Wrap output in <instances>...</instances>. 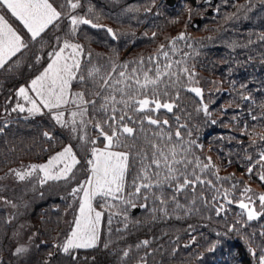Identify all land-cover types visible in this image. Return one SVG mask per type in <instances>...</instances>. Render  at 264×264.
<instances>
[{
	"label": "trees",
	"instance_id": "1",
	"mask_svg": "<svg viewBox=\"0 0 264 264\" xmlns=\"http://www.w3.org/2000/svg\"><path fill=\"white\" fill-rule=\"evenodd\" d=\"M51 2L59 8L64 0ZM80 2L81 7L73 10V14L102 27L80 25L72 39L83 46V59L88 60L90 53L92 64L97 66L147 59L157 53L161 44L169 50L172 38L181 32L186 34L185 40L177 41L179 51H170V56L174 60L183 58L197 74L195 78L199 84L194 86L203 89V99L194 93L182 92L180 107L190 116L184 112H177V115L181 116L180 123L192 130L190 139L203 146L195 149L196 155L201 159L211 157L217 174L230 177L226 181L208 178L222 191L230 190L227 199L233 202L229 204L223 196L211 201V194L206 193L210 203L198 202L199 211L172 212L174 206L169 205V213L165 216L158 210L153 211L157 209L156 204L137 199L134 201L137 206L147 203V208L140 207L136 213L132 212L133 208L128 209L127 229H124L122 217H113L111 232L108 212L118 209L104 208L97 247L72 250L70 255L54 247L60 245L65 233L64 201L58 191L49 193L45 189L42 197L32 196L34 199L28 201L27 209L18 213L36 232L22 254L15 250L14 223L9 220L6 208L0 206V264H121L122 250L127 248L132 252L125 264H137L142 257L147 264H258L261 249H264V235H261L264 215L248 221L237 201H247L241 192L248 186L252 192L247 195L256 194L253 200L257 211H264L258 200V194L264 193V182L258 179L264 168L256 163L261 148L250 144L255 136L241 134L245 123L249 131L255 123L254 131L264 132V121L253 122L250 116V113L258 117L264 115V0H218L211 13L201 0H176L174 5L166 0ZM194 16L203 17L199 28L190 25ZM11 21L29 46L12 59L8 65L11 70L0 69V128H3L0 132V173L24 159L46 160L67 141L66 133L51 120L14 112L6 98L12 99L20 86L47 65L55 37L65 38L70 23L67 18L62 19L58 28L50 26L40 38L31 41L22 25ZM107 28L114 30L115 39L108 34ZM153 33H156L154 38ZM185 52L189 54L187 57L182 55ZM160 60L163 62L164 58L161 56ZM73 89L80 90V86L74 82ZM203 104L208 105L207 115L202 110L196 111ZM160 119H169L175 131L171 114L162 110ZM181 131L185 139H189L184 130ZM44 132L51 133L55 140L49 141L43 136ZM93 135L96 134L93 132ZM249 156L251 161L247 159ZM249 167H253V174L248 173ZM86 174V170H82V175ZM27 195L29 193L22 190L6 193L8 198L19 202ZM102 203L96 206L100 208ZM181 203L187 207L191 201L181 199ZM221 204L225 210L217 215L215 208ZM117 228L122 231L117 232ZM144 240H148L149 245L137 249L135 246ZM109 241L105 249L104 244Z\"/></svg>",
	"mask_w": 264,
	"mask_h": 264
},
{
	"label": "snow or ice",
	"instance_id": "2",
	"mask_svg": "<svg viewBox=\"0 0 264 264\" xmlns=\"http://www.w3.org/2000/svg\"><path fill=\"white\" fill-rule=\"evenodd\" d=\"M79 7L80 0H64L59 8L51 0H0V69L11 70L8 65L12 59L29 46L10 19L22 25L31 41L40 38L50 26L58 28L62 19L67 18L70 23L65 38L55 37L53 51L48 53L49 62L43 71L27 86L22 85L16 90V96L30 106L26 109L25 103L18 102L12 109L20 113L27 111L29 115L43 114L47 110L53 122L66 129L86 152L87 178L72 187L69 193L73 202L78 203V209L70 232L61 245L54 247L70 255L72 250L97 247L104 208L118 209L108 212L110 232L115 216L123 218L124 229H127V211L137 207L134 202L137 199L156 204L157 209L153 211L158 210L165 216L169 213V205L174 206L172 212L184 210L191 214L199 211L196 207L198 202L210 203L206 193L211 194V201L223 196L231 204L233 201L227 199L230 190L222 191L213 179L208 178L211 176L216 181H226L230 177L217 174L211 157L201 159L196 155L195 149H202L203 146L190 139L192 130L187 124H181V116L177 115V112H184L190 116L180 107L182 92L194 93L203 99V89L194 86L199 84L195 78L197 74L183 58L174 60L170 56V51H179L177 41L185 40L186 34L181 32L172 38L169 50H165L166 46L161 44L157 53L147 59L97 66L92 64L90 53L88 60L83 59V46L73 42L72 38L77 35L80 25L93 28L102 26L73 14V10ZM106 31L113 39L116 38L113 29L107 28ZM152 36L154 38L156 33ZM182 55L187 57L189 54L185 52ZM39 59L37 57V61ZM74 82L80 86L79 91L72 90ZM162 110L172 115L175 131L169 119H160ZM201 110L207 115L208 105L203 104L202 108L196 109L197 112ZM250 116L253 122L264 121V115L258 117L250 113ZM255 127L253 123L252 131H249V125L245 123L241 134L256 137L250 140V144L261 148L256 163L264 168V132H255ZM181 129L189 139H185ZM2 131L3 128H0ZM43 136L49 141L55 140L49 132H44ZM99 143L103 147L98 146ZM247 159L251 161L252 157ZM80 164L81 160L73 147L66 145L43 164L29 165L26 171H10L20 181L39 172L43 173L39 179L41 185L61 180L70 183L75 179L74 170ZM247 171L253 174L254 169L249 167ZM258 179L264 182V172L258 175ZM250 192L252 190L245 186L241 195L248 202L245 199L237 201L248 221L264 215V211H257L254 206L253 196L256 194L247 195ZM181 199L185 202L190 200L191 203L186 207ZM258 200L264 210V193L258 194ZM101 201L103 203L98 209L96 204ZM139 206L147 208L148 205ZM224 210L222 204L215 208L217 215ZM116 231L122 229L117 228ZM109 243L104 244L105 249ZM149 243L144 240L135 247L139 249L141 245L147 246ZM25 251L23 247L16 249L19 254ZM131 252V248L122 250L121 264H125ZM261 253L258 264H264V249H261ZM72 259L76 257L73 255ZM137 264L147 262L142 257Z\"/></svg>",
	"mask_w": 264,
	"mask_h": 264
},
{
	"label": "rangeland",
	"instance_id": "3",
	"mask_svg": "<svg viewBox=\"0 0 264 264\" xmlns=\"http://www.w3.org/2000/svg\"><path fill=\"white\" fill-rule=\"evenodd\" d=\"M77 16L85 18L84 16H81V15H77ZM194 17H197V16H194ZM193 18H192V20H193ZM192 20L190 21V25H191ZM13 26H14V24H13ZM14 27L16 28V26H14ZM199 27H197V28H199ZM73 42L79 43L77 41H73ZM42 71H43V69L40 72H42ZM40 72L38 74H36L35 76L39 75ZM35 76L33 78H35ZM30 81L28 83L23 84V86H27L30 83ZM72 90L73 91H79V89H72ZM10 99H11L10 97L6 98V101H9V105H11L10 106L11 110L15 107L16 103H18V102L19 103H25L21 98L16 96V93L13 96V98L11 100ZM29 106L30 105H27L25 103L26 109ZM24 113L28 114L27 111H25ZM35 115H40V116L46 117L47 119H49L53 122V120L51 119L47 110H44L43 114L37 113ZM56 126L60 129H62L67 135V141H66L64 146L71 145L73 147V150L77 153L78 158L81 160V164L77 166L76 170H74L75 171V179L74 180H72L70 183H65V181H63V180H61V181H48L47 183L41 185L39 183V179H40V177H42L43 173H39V172L34 173L33 176L26 178L23 181H20L15 177L14 172L10 171V170L26 171V170H28L29 165L43 164L48 159L42 160V161H38V160H34V159H24V160L20 161L19 163H17L16 165H13V166L9 167L7 170L0 173V178H2V179H0V206L6 208V210H7L6 212H8L9 220L14 223V226H15V230H14L15 250L17 248H20V247L27 249L29 246V240L32 238L33 235L36 234L35 230H33L31 228V223L25 222V221L23 222V220L20 219L21 217L18 216V213L24 212V211H22V209H24V210L27 209V205H28L29 200L31 201L34 198L42 197L45 189H47L49 193L52 191H58L60 194V197L64 201L63 202V204H64L63 210H64L65 217H64L63 229L65 230V233H64V236L62 237V242L64 241L65 237L70 232L71 222L73 221L74 215L76 214V211L78 209V203L73 202L72 198L69 196V193L71 192L72 187H75L81 181H83L87 178V174L85 176L82 175V170H86V167H85L86 152L84 151V149H82L80 147V142L77 139L73 138L72 135L66 129L61 128L59 125H56ZM92 135H93V133H92ZM93 136H95V135H93ZM98 146L103 147V145H98ZM61 149L57 150L56 152H59ZM56 152H54L52 155H54ZM86 172H87V170H86ZM21 190L24 193H29V195H27L26 198L20 199L21 202L14 201L11 198H8L6 196V193L8 191H21ZM19 196H21V195H19ZM32 196L34 198H31ZM245 202H247V201H245ZM70 205H71V207H70ZM98 209H100V208H98ZM17 216H18L19 220L17 219ZM62 242L60 243V245L62 244Z\"/></svg>",
	"mask_w": 264,
	"mask_h": 264
},
{
	"label": "water",
	"instance_id": "4",
	"mask_svg": "<svg viewBox=\"0 0 264 264\" xmlns=\"http://www.w3.org/2000/svg\"><path fill=\"white\" fill-rule=\"evenodd\" d=\"M167 1H168L170 4H173L175 0H167ZM216 1H217V0H202L201 2H202L203 4H207V3H209V4H214V3H216ZM210 11H211V8H209V12H210ZM201 22H202V18H201V17H195V18L192 20L191 25H192V27L197 28V27L200 26ZM139 210H140V207L137 206V207L133 208L132 211H133V213H136V212H138Z\"/></svg>",
	"mask_w": 264,
	"mask_h": 264
}]
</instances>
